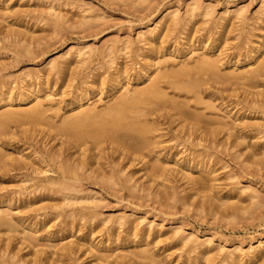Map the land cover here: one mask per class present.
<instances>
[{"label": "rangeland", "instance_id": "1", "mask_svg": "<svg viewBox=\"0 0 264 264\" xmlns=\"http://www.w3.org/2000/svg\"><path fill=\"white\" fill-rule=\"evenodd\" d=\"M229 5L244 6V17L222 24L220 17ZM167 8H177L183 22L153 49L157 60L169 64L166 68H182L194 52L184 53L182 44L186 39L192 50L218 58L222 72L244 60L255 42L264 40V0H0V89L12 87L17 91L27 71H37L46 60L68 49L83 45L94 49L82 62L74 61L65 73L51 74L48 86L53 96L46 99L45 108L49 116L46 119L56 124L53 131L45 123L24 120L13 122L0 133V150L6 151L5 162L0 163V207L19 227L0 226V264H12L9 257L13 252L27 259L37 256L38 264H97L87 248L100 244L108 246L104 250L107 262L103 264H155L149 259L123 256L130 247L140 250L148 246V254L160 264H228L230 261L224 258L230 251L236 247L247 249L264 233V75H258L254 85L235 79L220 81L209 70L198 72L191 63L188 74L163 79L167 97H175L182 104L190 101V110L206 113L213 121L211 127L226 122L231 129L201 140L180 127L171 115L178 114L168 103L160 100L152 105L153 111L143 122L155 126L153 142L141 150L148 160L166 167V175L158 179V185H148L143 162L137 160L127 167L128 158H121L119 152L121 145L115 146L109 139L95 151L96 165L108 171L106 177L98 176V171L87 165L80 175L71 174V189L58 181L62 179L60 160L76 150L72 146L75 137L70 133L52 139L68 113L72 94L92 78L99 84L101 76L110 77L116 66L128 67L133 86L142 81L139 70L145 64L143 54L149 46L139 41L138 32L152 25ZM59 13L65 15L64 21L58 20ZM25 31L28 36L23 38ZM26 37L33 39L29 42ZM209 43L214 46L206 49ZM127 44L131 46L124 49ZM117 47L120 49L114 50ZM112 50L116 51L114 64L108 56ZM174 79L200 82L187 98L185 91L169 85ZM100 89L93 100L103 109L113 96L108 88ZM180 92L183 95H176ZM6 108L0 105V113ZM252 124L259 129H251ZM130 141L129 145L134 146ZM91 143L90 139L87 146ZM60 150L65 151L63 158L52 159L51 154ZM251 151L255 152L254 158L249 157ZM12 153L16 158L21 154L31 156L27 158L29 163L22 166L18 160L8 161ZM180 164L193 168L194 174L201 175L209 186L201 193L206 195L201 198L203 206L198 199L184 204L183 197L190 187ZM132 174L134 179L126 180ZM39 183L45 186L36 189ZM158 186L161 191H157ZM246 186H252L258 194L253 202L246 200L224 211L214 209L210 200L234 202ZM119 216L125 217V226L115 223ZM22 218L28 221L22 223ZM32 220L36 223L31 230L27 226ZM72 220V227L60 232ZM131 225H137L142 234L150 231L145 242H140L141 235L129 233ZM22 230L34 235L31 241L25 240ZM189 237L191 241L185 242ZM207 237L212 241L215 258L195 261L198 254L192 249L193 243ZM46 256L50 257L48 261ZM255 264H264V260Z\"/></svg>", "mask_w": 264, "mask_h": 264}, {"label": "bare ground", "instance_id": "2", "mask_svg": "<svg viewBox=\"0 0 264 264\" xmlns=\"http://www.w3.org/2000/svg\"><path fill=\"white\" fill-rule=\"evenodd\" d=\"M191 10L194 11L195 7H192ZM244 14V6L229 5L225 8L222 16L220 17L221 23H231L233 18L240 19L244 17ZM57 18L58 20L64 21L65 15L59 13L57 14ZM181 22H183V19H181L179 10L177 8H167L157 15L156 20L152 25H146L140 29L138 32L139 41L143 42L145 45H148L149 49L143 54L145 64H143L139 70V76H141L140 78L142 81H139L136 86H133V84L130 83L131 77L127 75L129 73L128 67L116 66L110 77L101 76L99 84H97V80L95 78H92L91 81L83 82V84L79 86L72 94L68 105V113H66L67 115H64L63 117L61 114V124L57 125V132L52 138L53 140H56L59 139V137H63V135H72L75 137L72 142V146H74L76 150L65 160H60L63 158L65 153L64 150L55 151L51 154L52 159H58L61 161L58 168L60 170L62 179L58 181L65 189H71V185H69L71 174L80 175V171L84 170L87 165H89V168L92 171H98V176L101 175L102 177H106L108 175V171L106 169L96 165L97 154L95 152L106 139H109L113 144H116L115 146L121 145L119 152L121 158H128L127 165H131L137 160L139 161L138 163L143 162V170L145 171L144 175L146 174L148 178V185L155 183L158 185V179L166 175V167L159 161L151 162L148 160L146 158V154L143 153L141 149L147 148L153 142L151 133L155 129V126L149 124L148 122L144 123L143 121L148 119L147 113L153 111L151 106L154 104H159L160 100L168 103L175 110V113L178 114V116L171 114L172 117H174V120H178V124L182 129L185 128L187 130L189 136L196 134L197 138L202 140L205 137L215 136L224 130L231 129V127L226 122L219 123L220 125L218 127H211V123H213V121L207 119L206 113L200 112L196 108L195 110H190V101L188 103L182 104L175 97H167L168 93L164 90V86L162 84L163 79L167 77L169 79H173L180 74H186L189 69V64L192 63L194 64V69H196L198 72L209 70L213 73L216 79L218 78L220 81H231L235 79V81H240L243 84L254 85L256 83L255 78L258 75H264V40L260 41L261 36L264 34L259 37L260 39H257L260 41V43L255 42L254 45L247 51L245 59L232 63V69L227 72L221 71L219 67L220 60L218 58L213 57V55H209L207 52L199 53L195 50H192L190 40L186 39L182 44L184 53L188 54V50L190 52H194H192L191 55L184 61L182 68L174 70L173 67L166 68L169 66V64H163L162 61L157 60V53H153V49L157 42L165 41V38L169 35V32ZM184 28L187 30L186 23ZM23 34L24 38L25 34L27 35L28 33L25 31ZM27 39L29 42H31L33 37H26V40ZM130 46L131 45L127 44L124 49L129 48ZM213 46L214 44L209 43L205 48L209 49ZM117 49L119 50L120 48L117 47L114 50L117 51ZM93 51L94 49L88 47V45L68 49L60 53L57 58H50L46 60L43 63V66L37 71H27L22 77V85L17 91H14V88L12 87L8 89H4L2 87L0 89V105L2 107L7 106V108L0 113V133L7 131L9 125L13 122L23 123L24 120L27 122L28 120H36L39 122V124L45 123V125L49 126V129L53 131L54 127H56V124H54L53 121L48 120V109L45 108L46 99L53 96L48 86L50 83V76L51 74H56L59 76L60 74L65 73V71H68L70 68H72L71 65L74 61H76L77 64L82 62L84 60L85 54L91 53ZM116 51H109L110 53L108 55L110 59L109 61L113 64L116 62L113 52L115 53ZM199 82V79L189 81L174 79L171 80V84L169 85L180 89V91H185L183 94L187 97L189 93L196 90ZM98 87L101 88V91H103L105 88H108L109 92H111L113 96L112 99L105 102V107L103 109H99L98 103L93 100L94 94L97 92ZM261 93H264V91H261ZM183 94L180 92L176 95L179 96ZM252 101L256 102V99H253ZM262 103V106L264 107V101H262ZM142 115H146L147 118H144ZM45 119L47 121H44ZM254 125L255 124L251 125V129H259V127ZM69 133L71 135H69ZM90 139L92 140V143L90 146H87ZM130 140L134 141V144L132 143L134 146L129 145ZM246 147L247 146H244L242 151L245 150ZM3 150L5 151V149ZM75 153H77L78 156H73ZM5 155L6 151L4 153L0 150V163L5 162ZM10 156L12 157L11 159L7 158L9 159L8 161H14L13 163H15L18 160L17 162H21L20 165L22 166H26L29 163L27 158L31 157H25L23 154H21L18 158H16L13 153ZM80 156L82 157L80 158ZM254 156L255 152L251 151L249 157L254 158ZM72 159H74L73 162H69L72 161ZM12 162L10 163L15 166V164ZM125 167L121 168L120 170L126 169ZM180 167L184 172L190 187V190L183 197L184 204H193V202L198 199L197 203L203 206L205 202L202 201L201 198L206 195L201 193L209 186L206 184L205 180H203L201 175L194 174L193 168H186L184 164H180ZM198 169L199 172L202 171V168L199 167ZM42 171L47 172V169L42 167ZM133 179L134 174L127 176L126 178V180L129 181ZM164 185L168 187L166 182ZM43 186H45L43 183H39L36 189ZM161 190V187L158 186L157 191ZM165 192H167V190H165ZM243 194H246V196ZM63 195L65 198L68 197V194L65 192H63ZM257 196L258 194L255 192L252 186H246L240 192L238 200L234 202L230 201L229 199L226 202L224 201L220 203L212 198L210 202L214 209H217V211H224V209L226 210L235 207L239 203L246 200L253 202ZM8 198L9 197H6V199ZM25 200H28V198H25ZM8 213L9 212L0 207V226L9 225L11 229L13 228L15 230H19V227L17 226L13 217H10ZM72 215L73 214H70V216ZM124 218V216H119L115 220V223L119 224L120 227L125 226L126 221H124ZM92 219L93 217L91 216L90 220ZM21 220L22 223H25L28 221V218L24 220L22 218ZM73 222L74 220L66 222L60 229V232L64 231L68 227H72ZM35 223L36 221H30L27 228L32 230ZM33 230H35V228ZM22 231L24 232V230ZM129 233H134L137 236L141 235L142 238L140 242H145V235L150 236V231H147L146 233L144 232L142 234L137 225L129 226ZM24 235L25 240L29 241H31V239L34 237V235L27 233L26 231L24 232ZM188 241H191V237L185 240V242ZM130 243V241H126V245H130ZM71 244L72 243H69L68 248H71ZM141 244L144 245L143 243ZM211 244L212 241L210 240V237H207L204 241H194L192 249L198 254V257L195 261L201 260L202 257H206L208 261L215 258L216 254ZM66 245L68 244H64L65 247ZM7 249L8 247L4 249V253H7ZM107 249V245L101 246V244L98 246L89 245L87 248V250H89L90 253L94 255L97 264H103L104 262H107V256L104 252V250ZM150 250L151 247L149 246L142 247L140 250H133V248L130 247L127 253H123V256L129 257L130 259L135 258V260L136 258L149 259L152 263L160 264L159 260L148 254ZM25 256L26 255L19 256L17 252H13V254L9 257V261H11L12 264L39 263V258L37 256L33 259H27ZM49 259V256L45 257V260L48 261ZM263 260L264 233H262L254 242H251L247 249L236 247L224 258V261H230L228 264H255Z\"/></svg>", "mask_w": 264, "mask_h": 264}]
</instances>
